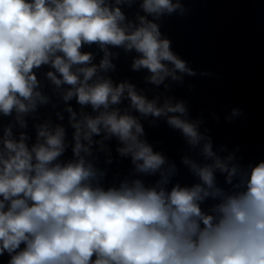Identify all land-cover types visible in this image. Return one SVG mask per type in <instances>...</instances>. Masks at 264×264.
<instances>
[{"label": "clouds", "instance_id": "clouds-1", "mask_svg": "<svg viewBox=\"0 0 264 264\" xmlns=\"http://www.w3.org/2000/svg\"><path fill=\"white\" fill-rule=\"evenodd\" d=\"M134 6L130 18L125 9ZM187 11L183 0H0V257L7 264H264V160L241 164L239 145L214 150L203 113L193 118L188 102L172 94L185 77L214 76L197 73L161 31L163 17ZM93 45L103 53L99 63L83 50ZM110 49L134 52L132 70H146L153 87L114 83L119 53ZM42 66L52 69L46 79L74 129L70 158H63L66 129L51 119L34 124L29 143L27 118L38 120L40 106L51 103L37 76ZM73 99L79 112L68 105ZM243 116L233 107L224 119ZM142 119L180 133L181 162L198 182L173 183L179 169L145 138ZM112 138L132 168L107 182L95 152L112 164Z\"/></svg>", "mask_w": 264, "mask_h": 264}]
</instances>
